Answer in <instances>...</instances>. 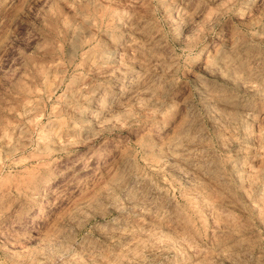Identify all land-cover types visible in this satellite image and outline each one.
Here are the masks:
<instances>
[{"label":"clouds","instance_id":"1","mask_svg":"<svg viewBox=\"0 0 264 264\" xmlns=\"http://www.w3.org/2000/svg\"><path fill=\"white\" fill-rule=\"evenodd\" d=\"M0 264H264V0H0Z\"/></svg>","mask_w":264,"mask_h":264}]
</instances>
